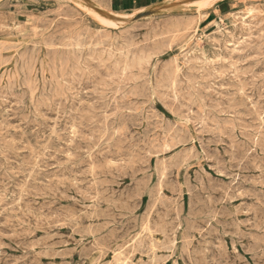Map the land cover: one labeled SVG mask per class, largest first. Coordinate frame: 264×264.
Instances as JSON below:
<instances>
[{
    "label": "rangeland",
    "instance_id": "obj_1",
    "mask_svg": "<svg viewBox=\"0 0 264 264\" xmlns=\"http://www.w3.org/2000/svg\"><path fill=\"white\" fill-rule=\"evenodd\" d=\"M263 47L264 0H0V264H264Z\"/></svg>",
    "mask_w": 264,
    "mask_h": 264
},
{
    "label": "bare ground",
    "instance_id": "obj_2",
    "mask_svg": "<svg viewBox=\"0 0 264 264\" xmlns=\"http://www.w3.org/2000/svg\"><path fill=\"white\" fill-rule=\"evenodd\" d=\"M165 2H166V1H165ZM188 2H189V1H188ZM192 2H193V1H192ZM186 3H187V2H186ZM168 4H169V3H168ZM179 5H180V4H179ZM161 6H162V5H161ZM161 6H160V7H161ZM173 6H174V5H173ZM175 6H176V5H175ZM165 7H166V9L168 8L167 6H165ZM111 8H112V7H111ZM153 8H154V7H153ZM153 8H152V10H153L154 12L157 11V10H154L155 8H154V9H153ZM163 8H164V7H163ZM159 9H160V8H159ZM112 10H113V9H112ZM157 12H158V11H157ZM155 13H156V12H155ZM166 13H167V12H166ZM247 13H251V10H249ZM108 14H109V13H108ZM104 15H105V14H104ZM238 15H239V14H238ZM237 17H238V16H237ZM108 18H109V15H108ZM236 19H237V18H236ZM245 19H246V18L243 16V19H242V20L245 21ZM108 20H109V19H108ZM225 20H226V19H225ZM247 20H248V19H247ZM229 21H230V20H229ZM108 22H109V21H108ZM223 22H224V19H222V18H220V20H214L213 23H212V25H213V28H212V30H211L212 32L210 31L211 33L208 34V35L211 36V34L222 33V32L225 30V28H224L223 25H222ZM247 23H248V22H247ZM224 24H225V23H224ZM227 24H228V23H227ZM232 24H234V23H232ZM232 24H231V25H232ZM243 24H244V23H243ZM6 25H7V24H6ZM114 27H116V26H114ZM229 29H230V28H229ZM232 29H233V27H232ZM235 29H236V28H235ZM239 29H240V28H239ZM134 30H135V29H134ZM240 30H241V29H240ZM127 31H128V30H127ZM121 32H122V31H121ZM144 32H145V31H144ZM240 32H241V31H240ZM126 33H127V32H126ZM149 33H150V32H149ZM241 33H242V32H241ZM127 35H128V34H127ZM132 36H133V35H132ZM232 36H233V35H232ZM130 37H131V36H130ZM212 37H213V36H212ZM221 37H222V36H221ZM207 38H208V37H207ZM242 38H243V37H242ZM122 39H123V38H122ZM131 39H132V37H131ZM213 39H214V38H213ZM215 39H216V38H215ZM238 39H239V38H238ZM127 40H128V39H127ZM127 40H126V42H127ZM195 40H196V39H195ZM77 41H78V40H77ZM124 41H125V40H124ZM197 41H198V40H197ZM231 41H232V40H231ZM128 42H129V41H128ZM239 42H240V41H239ZM198 43H199V42H198ZM9 45H10V44H9ZM115 45H116V44H115ZM126 46H127V45H126ZM206 46H207V45H206ZM5 47H6V46H5ZM224 47H225V46H224ZM224 47H223V48H224ZM6 48H7V47H6ZM10 48H11V47H10ZM76 48H77V47H76ZM258 48H259V47H258ZM263 48H264V47H263ZM4 49H5V48H4ZM6 50H8V49H6ZM6 50H5V51H6ZM10 50H11V49H10ZM80 50H81V49H80ZM198 50H200V49H198ZM207 50H208V49H207ZM212 52H213V51H212ZM220 52H221V51H220ZM261 52H262V51H261ZM216 53H217V52H216ZM225 53H226V52H225ZM76 54H77V53H76ZM192 54H193V53H192ZM201 54H203V52H201ZM204 54H205V53H204ZM79 55H80V54H79ZM152 55H153V54H152ZM159 55H160V54H159ZM222 55H223V54H222ZM118 56H119V55H118ZM205 56H206V55H205ZM207 56H208V55H207ZM231 56H232V55H231ZM242 56H243V55H242ZM77 57H79V56H77ZM213 57H214V56H213ZM220 57H221V56H220ZM223 57H224V56H223ZM120 58H121V57H120ZM86 59H87V58H86ZM221 59H222V58H221ZM198 60H199V59H198ZM222 61H223V59H222ZM262 61H263V60H262ZM119 62H120V61H119ZM119 62H118V63H119ZM206 62H208V61H206ZM232 62H233V61H232ZM232 62H231V63H232ZM262 63H263V62H262ZM119 64H120V63H119ZM147 64H148V63H147ZM229 64H230V63H229ZM232 64H233V63H232ZM120 65H121V64H120ZM133 65H134V63H133ZM175 65H176V64H175ZM177 65H178V64H177ZM147 66H148V65H147ZM137 67H138V66H137ZM203 67H206V66H203ZM236 67H237V66H236ZM124 68H125V67H124ZM212 68H213V67H212ZM229 68H230V67H229ZM231 68L233 69V67H231ZM126 69H127V67H126ZM176 69H177V68H176ZM218 69H219V68H218ZM22 70H23V69H22ZM140 70H141V69H140ZM177 70H178V69H177ZM189 70H190V69H189ZM238 70H239V69H238ZM238 70H237V71H238ZM26 71H27V70H26ZM26 71H25V72H26ZM128 71H129V70H128ZM178 72H179V71H178ZM185 72H186V71H185ZM123 73H124V71H123ZM231 73H232V72H231ZM244 73H245V72H244ZM252 73H253V72H252ZM215 74H217V73L215 72ZM225 74H226V73H225ZM237 74H239V73H237ZM237 74H235V75H237ZM253 74H254V73H253ZM253 74H252V75H253ZM255 74H257V73H255ZM255 74H254V75H255ZM241 75H242V74H241ZM243 75H244V74H243ZM168 76H169V75H168ZM168 76H167V78H168ZM248 76H249V75H248ZM1 77H2V76H1ZM169 77H170V76H169ZM186 77H187V74H186ZM26 78H28V77H26ZM159 78H160V77H159ZM170 78H171V77H170ZM176 78H177V77H176ZM188 78H189V77H188ZM215 79H216V77H215ZM170 80H171V79H170ZM236 80H237V79H236ZM27 81H28V80H27ZM249 81H250V80H249ZM251 81H252V80H251ZM165 82H167V81H165ZM170 82H171V81H170ZM238 82H239V81H238ZM245 82H246V81H245ZM174 83H175V82H174ZM181 83H182V82H181ZM253 83H255V82H253ZM253 83H252V84H253ZM67 84H68V83H67ZM216 84H217V82H216ZM243 84H244V82H243ZM243 84H242V86H243ZM4 85H5V83H4ZM29 85H31V84H29ZM119 85H120V84H119ZM179 85H180V83H179ZM176 86H177V85H176ZM30 87H31V86H30ZM30 87H29V88H30ZM172 87H173V86H172ZM188 87H189V85H188ZM220 87H221V86H220ZM27 88H28V87H27ZM44 88H45V87H44ZM119 88H120V87H119ZM122 88H123V87H122ZM159 88H160V87H159ZM163 88H164V87H163ZM163 88H162V89H163ZM166 88H168V87H166ZM189 88H190V87H189ZM222 88H223V87H222ZM25 89H26V87H25ZM124 89H125V88H124ZM150 89H151V88H150ZM174 89H175V88H174ZM207 89H208V88H207ZM21 90H22V89H21ZM172 90H173V89H172ZM205 90H206V89H205ZM54 91H55V90H54ZM117 91H118V90H117ZM196 91H197V90H196ZM14 92H15V91H14ZM21 92H22V91H21ZM128 92H129V91H128ZM128 92H127V93H128ZM200 92H201V91H200ZM200 92H199V93H200ZM212 92H213V91H212ZM212 92H211V93H212ZM41 93H42V92H41ZM53 93H54V92H53ZM130 93H131V92H130ZM201 93H202V92H201ZM8 94H9V93H8ZM19 94H20V93H19ZM51 94H52V92H51ZM121 94H122V93H121ZM137 94H138V93H137ZM197 94H198V93H197ZM214 94H215V93H214ZM217 94H218V93H217ZM219 94H220V93H219ZM219 94H218V95H219ZM0 95H1V94H0ZM9 95H10V94H9ZM9 95H8V96H9ZM124 95H126V94H124ZM220 95H221V94H220ZM5 96H6V95H5ZM44 96H45V95H44ZM51 96H52V95H51ZM202 96H203V95H202ZM210 96H211V95H210ZM2 97H3V96H2ZM2 97H1V98H2ZM121 97H122V96H121ZM175 97H176V96H175ZM23 98H24V97H23ZM124 98H125V97H124ZM125 99H126V98H125ZM181 99H182V98H181ZM20 100H21V98H20ZM42 100H43V99H42ZM174 100H176V98H175ZM200 100H201V99H200ZM21 101H22V100H21ZM36 101H37V100H36ZM48 101H49V99H48ZM51 101H52V100H51ZM201 101H202V100H201ZM203 101H204V100H203ZM210 101H211V100H210ZM2 102H3V101H2ZM22 102H23V101H22ZM204 102H205V101H204ZM241 102H242V104H243V101H241ZM36 103H37V102H36ZM39 103H40V102H39ZM199 103H200V102H199ZM240 104H241V103H240ZM255 104H256V103H255ZM43 105H44V104H43ZM120 105H121V104H120ZM191 105H192V104H191ZM201 105H202V103H201ZM203 105H204V104H203ZM203 105H202V106H203ZM209 105H210V102H209ZM38 106H40V105H38ZM181 106H182V104H181ZM198 106H199V105H198ZM202 106H201V107H202ZM254 106H256V105H254ZM201 107H199V108H201ZM202 108H204V107H202ZM35 109H36V108H35ZM36 110L38 111L39 109H36ZM36 110H35V111H36ZM172 110H173V109H172ZM172 110H171V111H172ZM33 111H34V110H33ZM35 111H34V112H35ZM37 111H36V112H37ZM199 111H200V110H199ZM202 111H203V110H202ZM38 112H39V111H38ZM222 112H223V111H222ZM172 113H173V112H172ZM254 113H255V111H254ZM28 114H29V113H28ZM38 114H39V113H38ZM173 114H174V113H173ZM255 114H258V113H255ZM260 114H261V113H260ZM176 115H177V114H176ZM220 115H221V114H220ZM160 116H161V115H160ZM257 116L259 117V115H257ZM39 117H40V116H39ZM175 117H176V116H175ZM183 117H185V116H183ZM255 117H256V116H255ZM41 118H42V117H41ZM177 118H179V117H177ZM185 118H186V117H185ZM185 118H184V119H185ZM259 118H261V117H259ZM160 119H161V118H160ZM201 119H202V118H201ZM205 119H206V118H205ZM218 119H219V118H218ZM162 120H163V119H162ZM201 121H204V119H202ZM201 121H200V122H201ZM221 121H222V120H221ZM224 122H225V121H224ZM250 122H251V121H250ZM250 122H249V123H250ZM161 123H162V121H161ZM169 123H170V122H169ZM171 123H172V122H171ZM204 123H205V122H204ZM226 123H227V122H226ZM106 124H107V123H106ZM172 124H173V123H172ZM212 124H213V123H212ZM224 124H225V123H224ZM228 124H229V123H228ZM259 124H261V123H259ZM173 125H174V124H173ZM173 125H172V126H173ZM176 125H177V124H176ZM186 125H187V124H186ZM201 125H202V124H201ZM216 125H217V124H216ZM233 125H234V124H233ZM161 127H162V126H161ZM180 127H181V126H180ZM180 127H177V128L180 129ZM190 128H191V127H190ZM190 128H189V129H190ZM106 129H108V128H106ZM162 130H163V129H162ZM183 130H184V129H183ZM223 130H224V128H223ZM103 131H104V130H103ZM121 131H122V130H121ZM173 131H174V130H173ZM177 131H179V130H177ZM186 131H187V130H186ZM193 131H194V130H193ZM219 131H221V130H219ZM106 132H107V131H106ZM167 132H168V131H167ZM188 132H189V131H188ZM188 132H187V133H188ZM250 132H251V131H250ZM254 132H255V131H254ZM189 133H190V132H189ZM108 134H109V133H108ZM129 134H130V132H129ZM166 134H167V133H166ZM175 134H176V132H175ZM182 134H183V133H182ZM193 134H194V133H193ZM260 135H261V134H260ZM110 136H111V135H110ZM173 136H174V135H173ZM194 136H195V135H194ZM256 136H257V135H256ZM132 137H133V136H132ZM262 137H263V136H262ZM146 138H147V137H146ZM148 138H149V137H148ZM174 138H175V137H174ZM180 138H181V137H180ZM154 139H155V138H154ZM188 139H189V137H188ZM150 140H151V139H150ZM160 140H161V139H160ZM258 140H259V139H258ZM178 141H179V140H178ZM188 141H189V140H188ZM143 142H144V141H143ZM143 142H142V143H143ZM148 142H149V140H148ZM152 142H153V141H152ZM165 142H166V141H165ZM172 142H173V141H172ZM172 142H171V144H172ZM180 143H182V142L180 141ZM185 143H187V142H185ZM188 143H189V142H188ZM175 144H177V143H175ZM146 145H147V144H146ZM191 145H192V144H191ZM1 146H2V145H1ZM11 146H12V145H11ZM177 146H178V145H177ZM181 146H182V145H181ZM12 147H13V146H12ZM173 147H174V146H173ZM193 147H194V146H193ZM157 148H158V147H157ZM190 148H191V147H190ZM164 149H165V148H164ZM183 149H184V148H183ZM183 149H182V150H183ZM145 150H146V149H145ZM167 150H168V149H167ZM182 150H181V151H182ZM187 150L189 151L188 148H187ZM187 150H186V151H187ZM161 151H162V150H161ZM191 151H192V150H191ZM196 151H197V150H196ZM158 152H159V151H157V153H158ZM193 152H194V151H193ZM148 153H150V152H148ZM182 153H183V151H182ZM176 154H177V153H176ZM240 154H241V152H240ZM150 155H151V154H150ZM180 155H181V154H180ZM182 155H183V154H182ZM188 155H189V154H188ZM1 156H3V155H1ZM157 156H158V155H157ZM170 157H171V156H170ZM192 157H193V156H192ZM194 157H195V156H194ZM175 158H176V157H175ZM181 158H182V157H181ZM187 159H188V158H187ZM155 160H156V159H155ZM162 160H163V159H162ZM180 160H181V159H180ZM171 161H172V160H171ZM187 161H188V160H187ZM187 161H186V162H187ZM158 162H159V161H158ZM177 162H178V161H177ZM193 162H194V161H193ZM189 163H190V162H189ZM194 163H195V162H194ZM155 164H156V163H155ZM158 164H159V163H158ZM132 166H133V165H132ZM156 166H158V165H156ZM162 166L164 167L163 164H162ZM173 166H175V165H173ZM199 166H200V165H199ZM133 167H134V166H133ZM197 168H198V167H197ZM149 169H150V168H149ZM198 169H199V168H198ZM159 170H161V169H159ZM154 171H155V170H154ZM204 171H205V170H204ZM200 172H201V171H200ZM154 173H155V172H154ZM159 173H160V172H159ZM185 173H186V171H185ZM185 173H184V174H185ZM205 174H206V173H205ZM205 174H204V175H205ZM172 175H173V174H172ZM186 175H187V174H186ZM206 175H207V174H206ZM208 175H209V174H208ZM123 176H125V174H123ZM166 176H167V175H166ZM125 177H126V176H125ZM236 177H237V176H236ZM163 178H164V177H163ZM209 178H210V177H209ZM234 178H235V177H234ZM168 179H171V178H168ZM172 179H173V178H172ZM135 180H136V179H135ZM157 180H160V179H157ZM163 180H164V179H163ZM176 180H177V179H176ZM179 180H180V179H179ZM202 180H203V179H202ZM224 180H225V179H224ZM232 180H233V179H232ZM234 180H235V179H234ZM161 181H162V180H161ZM181 181H182V180H181ZM230 181H231V180H230ZM235 181H236V180H235ZM101 182H102V181H101ZM192 182H193V181H192ZM200 182H201V181H200ZM221 182H222V181H221ZM158 183H159V182H158ZM184 183H185V182H184ZM188 183H189V181H188ZM190 183H191V182H190ZM230 183H231V182H230ZM239 183H240V182H239ZM164 184H165V183H164ZM179 184H180V183H179ZM222 184H224V183H222ZM228 184H229V183H228ZM234 184H235V183H234ZM191 185H192V184H191ZM216 185H217V184H216ZM238 185H239V184H238ZM139 186H140V185H139ZM160 186H161V185H160ZM225 186H227V185H225ZM233 186H234V185H233ZM99 187H100V186H99ZM140 187H141V186H140ZM142 187H143V186H142ZM166 187H167V186H166ZM171 187H172V186H171ZM219 187H220V185H219ZM222 187H223V186H222ZM231 187H232V185H231ZM63 188H64V187H63ZM157 188H159V185H158ZM172 188H173V187H172ZM185 188H186V187H185ZM228 188H229V187H228ZM233 188H234V187H233ZM46 189H47V188H46ZM141 189H142V188H141ZM159 189H160V188H159ZM193 189H194V188H193ZM237 189H238V188H237ZM47 190H48V189H47ZM67 190H68V189H67ZM142 190H143V189H142ZM222 190L224 191V188H223ZM226 190H227V189H226ZM60 191H61V190H60ZM31 192H32V191H31ZM68 192H69V191H68ZM135 192H136V191H135ZM140 192H142V191L140 190ZM240 192H241V191H240ZM62 193H63V192H62ZM71 193H72V192H71ZM138 193H139V192H138ZM151 193H153L152 190H151ZM151 193H150V194H151ZM157 193H160V192H157ZM190 194H191V193H190ZM225 194H226V192H225ZM227 194H228V193H227ZM227 194H226V195H227ZM138 195H140V194H138ZM236 195H237V194H236ZM67 196H68V195H67ZM179 196H180V195H179ZM194 196H195V195H194ZM71 197H72V196H71ZM140 197H141V195H140ZM158 197H159V196H158ZM160 197H161V196H160ZM163 197H164V195H163ZM228 197H229V196H228ZM231 197H233V196H231ZM68 198H69V197H68ZM74 198H75V197H74ZM164 198H165V197H164ZM191 198H192V197H191ZM229 198H230V197H229ZM105 199H106V198H105ZM154 199H155V198H154ZM194 199H195V198H194ZM210 199H211V198H210ZM231 199H232V198H231ZM233 199H234V198H233ZM20 200H21V199H20ZM98 200H99V199H98ZM102 200H103V199H102ZM106 200H108V199H106ZM162 200H163V199H162ZM222 200H223V199H222ZM72 201H73V200H72ZM99 201H100V200H99ZM111 201H112V200H111ZM172 201H173V200H172ZM54 202H55V201H54ZM122 202H123V201H122ZM122 202H121V203H122ZM161 202H162V201H161ZM169 202L171 203V200H170ZM195 202H196V201H195ZM218 202H220V201H218ZM56 203H57V202H56ZM138 203H139V202H138ZM140 203H141V202H140ZM165 203H166V202H165ZM174 203H175V202H174ZM54 204H55V203H54ZM54 204H53V205H54ZM98 204H99V203H98ZM142 204H143V203H142ZM155 204H156V203H155ZM162 204H164V203L162 202ZM168 204H169V203H168ZM211 204H212V203H211ZM222 204H223V202H222ZM23 205H24V204H23ZM99 205H100V204H99ZM107 205H108V203H107ZM124 205H125V204H124ZM215 205H216V204H215ZM26 206H27V205H26ZM81 206H82V205H81ZM104 206H105V204H104ZM167 206H168V205H167ZM217 206H219V205H217ZM82 207H83V206H82ZM149 207H150V206H149ZM154 207H155V205H154ZM84 208H85V207H84ZM92 208H93V207H92ZM136 208H137V207H136ZM156 208H157V207H156ZM168 208H169V207H168ZM180 208H181V206H180ZM215 208H216V207H215ZM223 208H224V207H223ZM20 209H21V208H20ZM93 209H94V208H93ZM144 209H145V208H144ZM101 210H102V209H101ZM129 210H130V209H129ZM134 210H135V209H134ZM134 210H133V211H134ZM152 210H153V209H152ZM169 210H170V209H169ZM232 210H233V209H232ZM252 210H253V209H252ZM102 211H103V210H102ZM192 211H193V210H192ZM242 211H243V210H242ZM66 212H67V211H66ZM72 212H73V211H72ZM129 212H130V211H129ZM238 212H240V211H238ZM253 212H255V211H253ZM96 213H97V212H96ZM221 213H222V212H221ZM236 213H237V212H236ZM256 213L258 214L257 211H256ZM70 214H71V213H70ZM81 214H82V213H81ZM88 214H89V213H88ZM88 214H87V215H88ZM104 214H105V213H104ZM111 214H112V213H111ZM130 214H131V213H130ZM135 214H137V213H135ZM147 214H149V213H147ZM157 214H158V213H157ZM157 214H156V215H157ZM213 214H214V213H213ZM218 214H219V213H218ZM227 214H228V213H226V216H227ZM231 214H232V213H231ZM257 214H256V215H257ZM83 215H84V214H83ZM87 215H84V216H87ZM89 215H90V214H89ZM222 215H223V214H222ZM254 215H255V214H254ZM16 216H17V214H16ZM16 216H15V217H16ZM69 216H70V215H69ZM91 216H93V215H91ZM91 216H90V217H91ZM94 216H96V214H95ZM98 216H99V215H98ZM166 216H167V214H166ZM215 216H216V215H215ZM235 216H236V215H235ZM259 216H260V215H259ZM262 216H263V215H262ZM100 217H101V216H100ZM102 217H103V216H102ZM134 217H135V216H134ZM137 217H138V216H137ZM71 218H72V217H71ZM87 218H89V217H87ZM105 218H106V217H105ZM162 218H163V217H162ZM165 218H167V217H165ZM178 218H179V217H178ZM64 219H65V218H64ZM66 219H67V218H66ZM102 219H103V218H102ZM137 219H138V218H137ZM213 219H214V217H213ZM140 220H141V219H140ZM176 220H177V217H176ZM179 220H180V219H179ZM259 220H260V219H259ZM259 220H258V221H259ZM263 220H264V219H263ZM57 221H58V220H57ZM64 221H65V220H64ZM67 221H68V220H67ZM72 221H73V220H72ZM97 221H98V220H97ZM13 222H14V221H13ZM65 222H66V221H65ZM68 222H69V221H68ZM73 222H74V221H73ZM77 222H78V221H77ZM140 222H141V221H140ZM159 222H160V221H159ZM34 223H35V222H34ZM36 223H37V222H36ZM59 223H60V222H59ZM61 223H62V222H61ZM70 223H71V222H70ZM89 223H90V222H89ZM141 223H142V222H141ZM171 223H172V222H171ZM175 223H176V222H175ZM72 224H73V223H72ZM79 224H80V223H79ZM79 224H78L77 226H79ZM136 224H137V222H136ZM154 224H155V223H154ZM184 224H185V223H184ZM191 224H192V223H191ZM16 225H18V224H16ZM100 225H103V224H100ZM141 225H142V224H141ZM147 225H148V224H147ZM149 225H151V224H149ZM211 225H212V224H211ZM63 226H65V225H63ZM70 226H71V225H70ZM72 226H73V225H72ZM81 226H82V225H81ZM97 226H98V225H97ZM132 226H133V225H132ZM134 226H135V225H134ZM161 226H162V225H161ZM167 226H169V225H167ZM237 226H238V225H237ZM16 227H17V226H16ZM59 227H60V226H59ZM68 227H69V226H68ZM68 227H67V228H68ZM74 227H75V224H74ZM82 227H84V226H82ZM82 227H81V228H82ZM94 227H96V226H94ZM102 227H104V226H102ZM127 227H128V226H127ZM130 227H131V226H130ZM144 227H145V226H144ZM189 227H190V226H189ZM13 228H15V226H14ZM55 228H56V226H55ZM69 228H70V227H69ZM89 228H90V227H89ZM91 228H92V227H91ZM91 228H90V229H91ZM236 228H237V227H236ZM236 228H235V229H236ZM15 229H16V228H15ZM73 229H75V228H73ZM84 229H85V228H84ZM143 229H144V228H143ZM158 229H159V228H158ZM209 229H210V228H209ZM214 229H215V228H214ZM233 229H234V228H233ZM3 230H4V229H3ZM37 230H38V229H37ZM79 230H80V229H79ZM88 230H89V229H88ZM96 230H97V227H96ZM140 230H141V229H140ZM148 230H149V229H148ZM160 230H162V229H160ZM223 230H224V229H223ZM75 231H76V230H75ZM77 231H78V229H77ZM83 231H84V230H83ZM142 231H143V230H142ZM149 231H150V230H149ZM162 231H163V230H162ZM168 231H169V230H168ZM174 231H175V230H174ZM178 231H179V230H178ZM180 231H181V230H180ZM80 232H81V231H80ZM84 232H85V231H84ZM88 232H89V231H88ZM131 232H132V231H131ZM143 232H144V231H143ZM154 232H155V231H154ZM163 232H164V231H163ZM169 232H170V231H169ZM205 232H206V231H205ZM239 232H240V231H239ZM239 232H237V233H239ZM10 233H11V232H10ZM23 233H24V232H23ZM69 233H70V232H69ZM77 233H78V232H77ZM98 233H99V231H98ZM187 233H188V232H187ZM208 233H209V232H208ZM213 233H214V232H213ZM232 233L234 234V232H232ZM93 234H95V233H93ZM120 234H121V233H120ZM123 234H124V233H123ZM123 234H122V235H123ZM127 234H128V233H127ZM149 234L151 235V231H150ZM158 234H159V233H158ZM162 234H163V233H162ZM173 234H174V233H173ZM242 234H243V233H242ZM72 235H73V234H72ZM75 235H76V234H75ZM78 235H79V234H78ZM89 235H91V234L89 233ZM174 235H175V234H174ZM190 235H191V234H190ZM202 235H203V234H202ZM1 236H2V235H1ZM29 236H30V235H29ZM63 236H64V235H63ZM105 236H106V235H105ZM215 236H216V235H215ZM230 236H231V235H230ZM232 236H233V235H232ZM11 237H13V236H11ZM46 237H47V236H46ZM48 237H49V236H48ZM48 237H47V238H48ZM55 237H56V236H55ZM58 237H60V236H58ZM111 237H112V235H111ZM157 237H158V236H157ZM160 237H161V236H160ZM29 238H30V237H29ZM42 238H43V237H42ZM53 238H54V237H53ZM123 238H124V237H123ZM136 238H137V237H136ZM151 238H152V237H151ZM184 238H185V237H184ZM204 238H205V237H204ZM241 238H242V236H241ZM71 239H72V238H71ZM75 239H76V238H75ZM77 239H78V238H77ZM93 239H94V238H93ZM139 239H141V238H139ZM147 239L149 240V238H147ZM177 239H178V238H177ZM191 239H192V238H191ZM36 240H37V239H36ZM40 240H41V239H40ZM79 240H80V239H79ZM79 240H78V241H79ZM134 240H135V239H134ZM137 240H138V239H137ZM192 240H193V239H192ZM192 240H191V241H192ZM239 240H241V239H240V236H239ZM31 241H32V240H31ZM102 241H103V240H102ZM105 241H106V240H105ZM105 241H104V242H105ZM107 241H108V240H107ZM162 241H163V240H162ZM167 241H168V239H167ZM176 241H177V240H176ZM196 241H197V240H196ZM215 241H216V240H215ZM45 242H46V241H45ZM47 242H48V241H47ZM95 242H96V241H95ZM97 242H98V240H97ZM108 242H109V241H108ZM132 242H133V241H132ZM139 242H140V241H139ZM174 242H175V241H174ZM216 242H217V241H216ZM239 242H240V241H239ZM33 243H34V242H33ZM36 243H37V242H36ZM42 243H43V242H42ZM42 243H40V244H42ZM58 243H59V242H58ZM66 243H67V242H66ZM66 243H65V244H66ZM80 243H81V242H80ZM145 243H146V242H145ZM158 243H159V242H158ZM168 243H169V241H168ZM184 243H185V241H184ZM34 244H35V243H34ZM40 244H39V245H40ZM93 244H94V243H93ZM93 244H92V245H93ZM96 244H97V243H96ZM146 244H147V243H146ZM151 244H152V243H151ZM171 244H172V242H171ZM174 244H175V243H174ZM219 244H220V242H219ZM233 244H235V243L233 242ZM66 245H67V244H66ZM94 245H95V244H94ZM94 245H93V246H94ZM98 245H99V244H98ZM186 245H187V243H186ZM49 246H50V245H49ZM51 246H52V245H51ZM145 246H146V245H144V247H145ZM147 246H148V245H147ZM151 246H152V245H151ZM151 246H150V247H151ZM209 246H210V245H209ZM43 247H44V245H43ZM53 247H54V246H53ZM57 247H58V246H57ZM41 248H42V247H41ZM66 248H67V247H66ZM92 248H93V247H92ZM161 248H162V247H161ZM163 248H164V247H163ZM168 248H169V247H168ZM185 248H186V247H185ZM225 248H226V247H225ZM74 249H75V248H74ZM83 249H84V248H83ZM90 249H91V248H90ZM102 249H103V248H102ZM145 249H146V248H145ZM181 249H182V248H181ZM30 250H31V249H30ZM67 250H69V248H68ZM72 250H73V249H72ZM95 250H96V249H95ZM139 250H140V249H139ZM185 250H186V249H185ZM185 250H184V252H185ZM208 250H209V249H208ZM47 251H48V250H47ZM47 251H46V253H47ZM75 251H76V250H75ZM82 251H84V250H82ZM82 251H81V252H82ZM86 251H88V250H86ZM96 251H97V250H96ZM98 251H99V250H98ZM98 251H97V252H98ZM180 251H181V250H180ZM187 251H188V250H187ZM203 251H204V249H203ZM49 252H50V251H49ZM51 252H52V249H51ZM91 252H92V251H91ZM145 252H146V251H145ZM38 253H40V252H38ZM42 253H43V252H42ZM46 253H45V255H46ZM56 253H57V252H56ZM60 253H62V252H60ZM64 253H65V252H64ZM67 253H68V252H67ZM70 253H72V251H71ZM88 253H90V252H88ZM182 253H183V252H182ZM185 253H186V252H185ZM185 253H184V254H185ZM207 253H208V252H207ZM28 254H30V253H28ZM33 254H35V253H33ZM36 254H37V253H36ZM53 254H54V253H53ZM58 254H59V253H58ZM92 254H93V253H92ZM111 254H112V253H111ZM139 254H140V253H139ZM142 254H143V253H142ZM148 254H149V252H148ZM153 254H154V253H153ZM180 254H181V253H180ZM188 254H189V253H188ZM188 254H187V255H188ZM198 254H199V253H198ZM39 255H40V254H39ZM41 255H42V254H41ZM50 255H51V254H50ZM61 255H62V254H61ZM63 255H65V254H63ZM69 255H70V254H69ZM118 255H119V254H118ZM149 255H150V254H149ZM178 255H179V254H178ZM28 256H29V255H28ZM31 256H32V255H31ZM31 256H30V257H31ZM36 256H37V255H36ZM42 256H43V255H42ZM46 256L48 257V255H46ZM53 256H55V255H53ZM53 256H52V257H53ZM58 256H60V255H58ZM67 256H68V255H67ZM77 256H78V255H77ZM79 256H81V255H79ZM82 256H83V255H82ZM120 256H121V255H120ZM0 257H1V256H0ZM32 257H33V256H32ZM32 257H31V258H32ZM49 257H50V256H49ZM52 257H51V258H52ZM61 257H62V256H61ZM68 257H69V256H68ZM83 257H84V256H83ZM186 257H187V256H186ZM207 257H208V255H207ZM3 258H4V257H3ZM57 258H58V257H57ZM59 258H60V257H59ZM81 258H82V257H81ZM88 258H90V257H88ZM119 258H120V257H119ZM122 258H123V256H122ZM32 259H33V258H32ZM49 259H50V258H49ZM77 259H78V258H77ZM38 260H39V257H38ZM161 260H162V259H161ZM96 261H97V260H96ZM113 261H114V260H113ZM116 261H117V260H116ZM151 261H152V260H151ZM151 261H149V263H150ZM153 261H154V260H153ZM156 261H157V259H156ZM199 262H200V261H199ZM96 263H97V262H96ZM129 263H130V262H129ZM188 263H189V262H188ZM200 263H201V262H200ZM207 263H208V262H207ZM43 264H44V263H43ZM65 264H66V262H65ZM85 264H86V263H85ZM88 264H89V263H88ZM116 264H117V263H116ZM150 264H151V263H150ZM208 264H209V263H208Z\"/></svg>",
    "mask_w": 264,
    "mask_h": 264
}]
</instances>
